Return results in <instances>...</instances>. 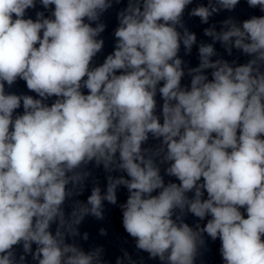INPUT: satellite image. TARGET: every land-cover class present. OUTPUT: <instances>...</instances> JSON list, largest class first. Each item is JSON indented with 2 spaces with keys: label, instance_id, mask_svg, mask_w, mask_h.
Returning <instances> with one entry per match:
<instances>
[{
  "label": "clouds",
  "instance_id": "clouds-1",
  "mask_svg": "<svg viewBox=\"0 0 264 264\" xmlns=\"http://www.w3.org/2000/svg\"><path fill=\"white\" fill-rule=\"evenodd\" d=\"M193 2L127 0L97 65L101 17L122 0H0V264H110L78 239L120 188L123 229L149 259L197 264L207 236L223 264H264V15L205 28L212 42L192 67L180 52L197 43L184 21ZM240 2L207 0L188 15L209 24ZM246 3L264 13V0ZM216 43L248 59H225ZM18 80L35 96L6 91ZM122 251L115 264H137Z\"/></svg>",
  "mask_w": 264,
  "mask_h": 264
}]
</instances>
